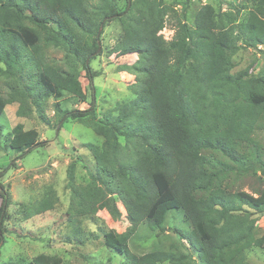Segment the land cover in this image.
Here are the masks:
<instances>
[{"label":"trees","instance_id":"trees-1","mask_svg":"<svg viewBox=\"0 0 264 264\" xmlns=\"http://www.w3.org/2000/svg\"><path fill=\"white\" fill-rule=\"evenodd\" d=\"M120 1L0 0V71L21 87H14L9 99L0 94V118L9 103L19 101V116H31L35 107L40 120L49 124V98L70 94L84 102L80 76L84 71L93 81L89 64L99 55L103 30L120 21L123 34L110 53L138 56L124 68L136 76L131 86L135 96L98 122L93 121V106L69 111L55 105L59 123L77 119L104 139L102 145H86L95 159L87 186L76 184V162L68 167L67 187L74 201L70 222H99L88 209L117 195L130 227L122 234L104 230V243L129 264H139L127 243L137 228L147 223L163 232L173 211L182 212L189 223L190 230L176 233L200 264H249L247 251L264 249L255 218L264 214V192L233 191L231 182L255 166L239 149L253 143L264 112V72L250 74L253 64L233 74L232 59L242 47H264V0H244L250 10L243 21L240 9L222 12L206 4L195 13L194 25L181 23L171 41L160 34L167 17L163 0H125L123 10ZM42 47L64 50L65 68L50 64ZM38 139L37 130L26 131L19 124L8 145L26 154L42 144ZM252 158L262 162L260 155ZM0 187L1 251L11 202ZM52 209L53 198L48 197L27 215ZM110 214L114 219L122 215L113 200ZM172 249L171 264H196L191 253ZM62 263L56 255L40 254L30 264Z\"/></svg>","mask_w":264,"mask_h":264},{"label":"rangeland","instance_id":"rangeland-1","mask_svg":"<svg viewBox=\"0 0 264 264\" xmlns=\"http://www.w3.org/2000/svg\"><path fill=\"white\" fill-rule=\"evenodd\" d=\"M167 8L165 28L160 34L171 41L181 23L194 25L195 13L209 4L217 11H233L239 14V21L247 18L250 5L244 0H163ZM125 0L119 2V9H124ZM123 34L122 23L118 20L108 23L101 36V52L89 66L93 81L83 71L80 80L86 93V100L64 94L60 99L49 98L45 103L49 124L43 123L32 107V115L21 117L17 114L20 102L9 103L0 118V185L10 198L5 221V243L0 251V264H30L40 254L56 255L62 264H129L125 256L107 247L103 231L112 230L118 234L128 231L130 224L127 213L117 195L101 204L88 209L89 213L100 219L82 218L75 226L70 222L69 212L74 204L72 192L67 187L68 167L76 162L75 181L79 186H87L89 170H95V159L87 149V144L102 145L104 139L95 134L84 123L69 119L59 123L55 105L63 109L86 111L90 107L96 110L98 122L108 111H114L118 104L131 100L134 90L131 86L136 76L124 70L138 59L136 54H111V48ZM43 48V47H42ZM44 56L50 64L65 68V51L55 47L43 48ZM235 67L233 74L253 67L250 74L264 72V47H242L232 59ZM35 73V71L33 70ZM24 75L23 81H25ZM12 78L0 71V94L10 98L12 90L21 87ZM116 114V112H114ZM93 119V118H88ZM24 130L35 129L39 133L35 146L26 154L10 148L9 139L16 133L17 125ZM59 127V131H57ZM253 143L240 147L242 154L251 157L254 168L232 179L233 191H244L254 196L264 192V112L259 117L257 128L252 135ZM124 144V140L120 138ZM221 158L220 154L207 153ZM251 154L253 156H251ZM260 155L262 162L255 163L252 157ZM1 188V187H0ZM53 198V209L41 215L28 218L27 210L44 198ZM112 200L118 205L122 215L114 219L110 214ZM2 199L0 196V205ZM257 236H264V214H256ZM188 231L190 225L180 211L171 212L166 221L165 231L152 230L147 223L141 224L128 240V248L137 255L139 264H171L173 246L180 253H191L200 264L197 254L188 245L181 244L176 231ZM249 264H264V249L254 248L247 251Z\"/></svg>","mask_w":264,"mask_h":264},{"label":"water","instance_id":"water-1","mask_svg":"<svg viewBox=\"0 0 264 264\" xmlns=\"http://www.w3.org/2000/svg\"><path fill=\"white\" fill-rule=\"evenodd\" d=\"M101 50H102V49H101V44L99 43V49H98V51H97L96 54H99V53L101 52ZM87 64H89V61H88ZM57 131H59V127H58Z\"/></svg>","mask_w":264,"mask_h":264}]
</instances>
